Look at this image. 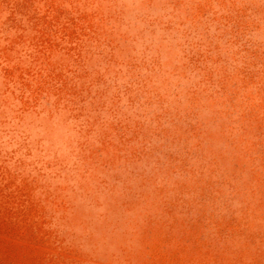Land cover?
<instances>
[{
    "label": "rangeland",
    "instance_id": "obj_1",
    "mask_svg": "<svg viewBox=\"0 0 264 264\" xmlns=\"http://www.w3.org/2000/svg\"><path fill=\"white\" fill-rule=\"evenodd\" d=\"M0 264H264V0H0Z\"/></svg>",
    "mask_w": 264,
    "mask_h": 264
}]
</instances>
